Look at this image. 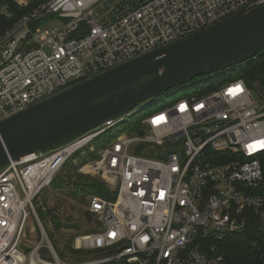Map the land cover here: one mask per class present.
I'll use <instances>...</instances> for the list:
<instances>
[{
	"label": "built area",
	"instance_id": "2783aa9c",
	"mask_svg": "<svg viewBox=\"0 0 264 264\" xmlns=\"http://www.w3.org/2000/svg\"><path fill=\"white\" fill-rule=\"evenodd\" d=\"M262 5L44 0L0 37V121ZM11 14L0 3V16ZM149 103L0 168V264H66L34 201L73 160L79 172L100 175L117 190L114 199L88 197L97 226L75 243L118 251L79 264H225L215 242L245 232L253 214L264 223V81L250 88L243 78L229 79L212 91L184 93L159 110L146 109ZM30 216L41 239L27 253L22 243Z\"/></svg>",
	"mask_w": 264,
	"mask_h": 264
},
{
	"label": "water",
	"instance_id": "95a60500",
	"mask_svg": "<svg viewBox=\"0 0 264 264\" xmlns=\"http://www.w3.org/2000/svg\"><path fill=\"white\" fill-rule=\"evenodd\" d=\"M264 49V5L97 75L0 121V168L121 117Z\"/></svg>",
	"mask_w": 264,
	"mask_h": 264
},
{
	"label": "rangeland",
	"instance_id": "374dc122",
	"mask_svg": "<svg viewBox=\"0 0 264 264\" xmlns=\"http://www.w3.org/2000/svg\"><path fill=\"white\" fill-rule=\"evenodd\" d=\"M28 1L29 3L27 4V6H29L36 0ZM27 6L22 5L21 7ZM57 23L58 21L55 20L53 22L44 23V26L47 25L46 27H51ZM3 35L4 34H2L1 36ZM238 74L239 72L236 68H231L226 70L225 72L222 71L220 74L215 75L213 76V78H210L208 80H193L192 83L189 82L183 85L181 89H171L170 91H167L163 94H160L159 96L150 99V104L146 109H163L167 105L172 104L178 97L182 96L184 93H189L198 89H202L204 87H208V85H210L211 83L219 82L226 78L236 79L238 78ZM136 119L137 117L131 118L129 122H134L136 121ZM79 167L80 163L75 164L74 160L67 163L65 167L61 170V172L57 175L52 186L35 199L34 205L37 209L39 218L41 219L48 232L49 238L54 248L55 246L53 239L56 240L60 248L64 249V246L66 245L68 239L71 236H74L71 243V249L84 252L87 250L79 249L76 247V237L93 232L97 226V220L96 217L92 213H90L88 209L89 196L87 197V200L84 201L81 195L73 194L77 190L75 182L77 180L78 175H82L83 177H98L100 179H102V177L100 175L93 176L81 173L78 171ZM49 210H53V214L57 216L58 220L61 223L56 222L55 219H51L50 217L42 216V214H46ZM50 234L53 239L51 238ZM40 239L41 234L38 228V224L35 221V218L33 216H30L25 227L22 250L24 251L25 248L27 253L30 252V249L34 245V243L37 240L39 241ZM44 252H46V249H41L42 255L44 254ZM105 256L104 253H96L95 251L91 252L88 257L84 256L82 258H73V256L69 254V256L65 258H61L60 256L59 258L62 260V262L66 264H79L82 262L103 259L105 258Z\"/></svg>",
	"mask_w": 264,
	"mask_h": 264
},
{
	"label": "trees",
	"instance_id": "16d2710c",
	"mask_svg": "<svg viewBox=\"0 0 264 264\" xmlns=\"http://www.w3.org/2000/svg\"><path fill=\"white\" fill-rule=\"evenodd\" d=\"M42 1L44 0H36L27 7H21L13 0H0L1 4H8L12 13L10 18L6 16H0V36L4 34L20 16L28 13L34 6ZM234 68H236L239 72L238 78H243L250 88H255L257 81H264V49L260 51L255 57L235 66ZM226 70L223 71L225 72ZM221 72L222 71L215 72L208 76L203 75L195 78L194 81L208 80L213 78V76L220 74ZM228 80L229 78H226L219 82H213L208 85L207 90L212 91ZM190 83H192V81ZM75 184L77 190L73 194L81 195L84 201H86L87 197L91 195H99L105 198L114 199L117 194V190H111L108 188L106 182L98 177H83L82 175H78ZM42 216L50 217L51 219H55L56 222L61 223L57 216L53 214V210H49L46 214H42ZM73 238L74 236H71L68 239L64 249L60 248L56 240L52 238L55 250L61 258H65L69 256V254L73 256V258H82L84 256L88 257L91 252L95 251L96 253L102 252L104 253V256L106 255L105 257H107L118 251L116 249L107 251H76L71 249ZM214 241L215 240H211L212 243H214ZM254 242L257 244L254 245ZM215 243H217L218 253L224 255L225 264H261L264 256V223L261 221L260 216L253 214L245 232L234 234L227 233L221 241H216ZM98 264H125V262L123 260L114 259Z\"/></svg>",
	"mask_w": 264,
	"mask_h": 264
}]
</instances>
